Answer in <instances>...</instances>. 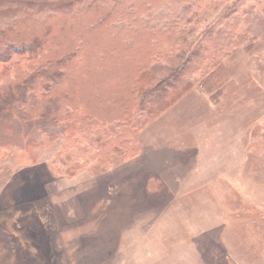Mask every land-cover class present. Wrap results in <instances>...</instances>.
<instances>
[{"label":"rangeland","instance_id":"rangeland-1","mask_svg":"<svg viewBox=\"0 0 264 264\" xmlns=\"http://www.w3.org/2000/svg\"><path fill=\"white\" fill-rule=\"evenodd\" d=\"M220 1L183 26L187 52L234 4ZM9 2L0 0V17ZM241 10L237 44L213 69L219 87L185 75L190 86L139 130L137 156L67 176L52 171L61 137L35 149V162L16 148L0 155V264H207L202 252L264 264V0ZM57 16L63 37L67 16Z\"/></svg>","mask_w":264,"mask_h":264},{"label":"trees","instance_id":"trees-1","mask_svg":"<svg viewBox=\"0 0 264 264\" xmlns=\"http://www.w3.org/2000/svg\"><path fill=\"white\" fill-rule=\"evenodd\" d=\"M37 1L10 0L0 17V155L16 148L22 161L35 162V149L61 137L52 171L71 176L137 156L139 130L178 100L189 73L219 87L223 75L213 69L237 44L246 0H233L191 52L183 26L201 23L199 10H215L220 0ZM57 15L67 16L63 37ZM102 44L88 61L86 51Z\"/></svg>","mask_w":264,"mask_h":264},{"label":"crops","instance_id":"crops-1","mask_svg":"<svg viewBox=\"0 0 264 264\" xmlns=\"http://www.w3.org/2000/svg\"><path fill=\"white\" fill-rule=\"evenodd\" d=\"M202 256H200L201 258H203V260L204 259H207V264H222L221 263V260L218 262V258H215L214 257V261L212 262V258H211V256H210V254L209 253H207V252H202V254H201ZM231 261V260H230ZM228 264V263H227Z\"/></svg>","mask_w":264,"mask_h":264}]
</instances>
